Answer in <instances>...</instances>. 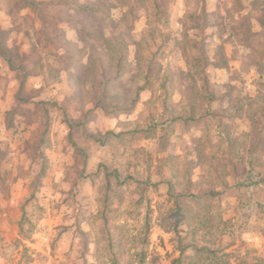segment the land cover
<instances>
[{
	"label": "clouds",
	"instance_id": "9594fccd",
	"mask_svg": "<svg viewBox=\"0 0 264 264\" xmlns=\"http://www.w3.org/2000/svg\"><path fill=\"white\" fill-rule=\"evenodd\" d=\"M0 264H264V0H0Z\"/></svg>",
	"mask_w": 264,
	"mask_h": 264
}]
</instances>
